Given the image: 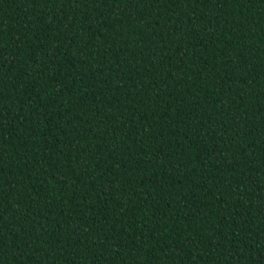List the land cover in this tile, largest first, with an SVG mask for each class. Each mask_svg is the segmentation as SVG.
Returning a JSON list of instances; mask_svg holds the SVG:
<instances>
[{
    "label": "trees",
    "instance_id": "obj_1",
    "mask_svg": "<svg viewBox=\"0 0 264 264\" xmlns=\"http://www.w3.org/2000/svg\"><path fill=\"white\" fill-rule=\"evenodd\" d=\"M0 264H264V0H0Z\"/></svg>",
    "mask_w": 264,
    "mask_h": 264
}]
</instances>
